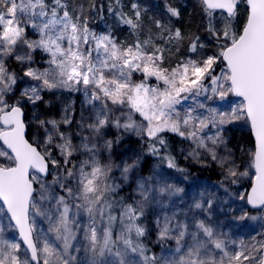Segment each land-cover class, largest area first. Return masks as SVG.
I'll use <instances>...</instances> for the list:
<instances>
[{"label": "snow or ice", "instance_id": "6c2138e0", "mask_svg": "<svg viewBox=\"0 0 264 264\" xmlns=\"http://www.w3.org/2000/svg\"><path fill=\"white\" fill-rule=\"evenodd\" d=\"M198 4L203 37L155 19L156 33L148 29L142 39L148 9L140 0L131 2V15L122 0L87 7L69 0H0V264H264V232L247 242L231 239L209 221L215 197L205 193L189 206L206 213L204 219L182 213L180 220L176 212L156 217L157 240H174L176 248L167 257L148 255L142 239L149 231L148 206L164 207L163 197L184 189L169 183L157 165L135 181L140 199L117 200L121 184L113 168L127 183L140 158L123 165L100 159L102 149L111 152L113 140L105 137L115 128L140 137L149 154L184 172L166 138L176 134L193 145L188 156L200 160L203 151L235 183L248 173H238L223 132L244 120L255 139L249 160L254 181L239 199L264 211V0ZM105 8L135 36L131 43L118 42L111 28L89 27V14L103 20ZM165 11L169 17L181 15L170 5ZM29 30L38 38L29 39ZM185 42L188 55L168 63ZM37 51L46 54L47 67H33ZM57 89L84 94L91 110L81 111L79 132L61 130L73 123L69 106L60 121L33 117L38 132L29 140L26 107L35 109L42 93ZM229 94L242 100L228 111L203 102ZM221 147L228 155H218ZM241 212L239 220L258 219L243 207Z\"/></svg>", "mask_w": 264, "mask_h": 264}, {"label": "trees", "instance_id": "16d2710c", "mask_svg": "<svg viewBox=\"0 0 264 264\" xmlns=\"http://www.w3.org/2000/svg\"><path fill=\"white\" fill-rule=\"evenodd\" d=\"M70 4L78 5L80 3H85L87 7L90 3L96 2L101 3L104 0H69ZM108 2H112V0H108ZM123 4L125 5L124 11L131 15L130 4L131 2H135V0H122ZM141 7L147 8L148 11L143 16V21L145 24V35L141 38H147L148 29H151L152 33H156V29L152 24V20L160 19L162 22L172 28H180L186 35L191 34H198L202 37L205 35L203 32L202 27V14L201 8L198 4V0H140ZM165 5H170L172 7H177L180 9L181 15L179 18L176 17H169L165 11ZM104 19L101 20L99 16H94L89 14V23L95 25L97 29H101L106 31L108 28H111L113 34L117 38L118 42H125L131 43L135 36L132 35L130 30L127 26L119 25L116 22L114 16H111L107 13L106 8L105 12L103 13ZM159 43V41H157ZM211 47V46H210ZM188 55L187 53V42L180 46L179 52L173 50V55L171 60L168 63L174 65L176 61L181 58H184ZM44 56L39 51L33 53L34 59L43 58ZM194 58V57H193ZM9 65L15 70L18 75L22 76V71L20 70L19 66L16 65L15 61H9ZM167 66V65H166ZM134 78L139 79V75L136 74ZM22 84L20 85V87ZM61 90V89H60ZM57 90L52 91H45L42 93L44 100L38 104V107L43 111L45 115H49L52 119L60 121L63 117L64 109V102L66 103L67 95L64 92ZM228 101L235 100L236 98L229 94L225 97ZM47 100V102H46ZM218 104H223L219 98L213 100ZM224 104H226L224 102ZM227 107V105H226ZM230 103L229 107L226 108V111L230 110ZM222 109V108H221ZM224 111V109H222ZM26 117L27 120L30 116V108L26 107ZM82 111V103L80 96L76 95V102L73 106V114L72 119L73 123L71 125L64 126L62 125L61 130L66 131L69 130L73 133L77 132L76 121L80 119V114ZM139 120V117H135ZM121 136L122 139L117 144L115 143L116 137ZM223 136L227 140V147L230 149L234 155L232 159L235 161L236 166L240 172L247 171L248 177H238L235 179V183L232 182L233 178H229L227 180L221 179V173L219 172L216 166L205 167L201 165H197L193 162H190L183 158L181 147L186 140L177 136L176 134H167L166 138L169 141L171 154L175 156L176 162L180 168L184 169V172H178L175 169H169L165 163H162L157 156H153L147 152V145L144 141L141 140L140 137L132 134V133H123L122 131H118L115 128H112L107 134L106 139L113 140V146L111 152H107L102 149V154L110 157V160H120L123 156L128 153H132L133 159L137 157L140 158V165L138 169L133 170L132 173L129 174V179L127 183L123 181L121 184V188L118 190L116 195V199L119 200L120 198H124L126 202L132 201V193L131 188L133 186V179L136 176H149L152 174L154 166H159L166 176L171 178L173 182H186L188 185L193 181L195 177H202L204 178L207 183L216 185V183L222 182L224 184L225 189L223 190V194L232 197L235 193L242 187L245 188V193L243 195H247V191L252 183L254 178V169L249 167V160L252 151H254V138L250 131V126L244 121H236L232 124H228L224 128ZM32 136V126L28 130V139L31 140ZM102 143V141H101ZM219 151H224V155H228V153L223 149V147L218 149ZM104 160V159H103ZM110 162L109 160H104V163ZM249 213L251 216H254L257 211L250 210L248 208ZM118 215V213H117ZM259 221H249L246 220L241 223L242 227H248L251 231L257 230ZM147 227L149 222H147ZM264 232V231H263ZM150 232L147 233V236L143 239V243L149 248V253H156V250L162 247L168 246L170 243L168 240L163 242H157L156 244L150 243L148 237Z\"/></svg>", "mask_w": 264, "mask_h": 264}, {"label": "rangeland", "instance_id": "374dc122", "mask_svg": "<svg viewBox=\"0 0 264 264\" xmlns=\"http://www.w3.org/2000/svg\"><path fill=\"white\" fill-rule=\"evenodd\" d=\"M89 27L92 28L93 30L97 31V32H104L101 29H97L95 27V25L89 23ZM28 38L29 39H36L38 38L37 35L32 31L29 30L28 31ZM126 43V41H125ZM41 53V52H40ZM42 55L44 56L43 58H39V59H34V64L33 67H39V68H44L47 67V65L44 63V61L47 59L46 54L42 53ZM195 58V57H194ZM219 70V69H218ZM25 85L22 84L21 87H24ZM60 90V89H59ZM60 91L64 92L65 95L68 96V98H66V103L64 102V106L67 108L70 106L71 108V112L69 113V115L72 117L73 114V106L76 102V95L80 96L81 99V103H82V110L83 109H88V111H90V107L85 104V96L82 92H72V91H68V90H64L61 89ZM201 100L203 101V98H201ZM47 102V100H46ZM207 104L208 107L210 108H218L221 111H223L222 109H224V111H226V108L229 107V103H230V107H236L239 103H241V99H235V100H231L228 101L227 99H223L221 100V102L223 104H218L217 102L213 101V100H209V101H203ZM224 102L226 104H224ZM193 103V101L189 100L187 102V104H191ZM227 105V107H226ZM31 112H30V116L28 118V121H31V125H32V136H36L38 129L35 127V124L37 123L36 120L32 119L35 116H38L41 119H52L51 116L49 115H45L43 113V111L40 109V107H36L35 109H32L29 106ZM222 108V109H221ZM88 111L84 112V115H88ZM65 115V113L63 114V116ZM42 131V130H39ZM68 132H71L69 130H66ZM215 131V129H213V132ZM77 132H79V129H77ZM212 134V133H209ZM84 135H88L87 132L84 133ZM73 142L74 143H79V139L78 137L73 138ZM193 145L189 142L186 141L182 144L181 147V151H182V155L183 158L193 162L197 165H201V166H205V167H210V166H216L219 170V172L221 173V179L222 180H227L229 179V177L226 176V169L225 168H221V166L215 162L212 161L209 157H207L206 153H204L203 151H201V159L200 160H196L191 158L190 156H188V153L192 150ZM218 151V155L220 156H226L224 155L225 152L224 151ZM85 157L83 156H78L76 159H84ZM100 159L102 162H104V160H109V158H107V156H104L102 154V150H101V156ZM104 159V160H103ZM132 159H133V155L132 153H128L125 156L122 157V159L120 160H110V162L113 165H123L124 162L127 163H132ZM108 163V162H106ZM158 171L163 173L164 178L167 179V181L169 183L175 184L178 187H181L184 189V192L181 193L179 196H173V197H163L162 201L164 203V207H160L159 205H149L146 211V219L144 220V223L147 224V222H149L148 225V229L150 232L149 234V241L152 244H156L157 242H159L157 240V232H156V228L155 225L153 223V221L156 219L157 216L159 217H163V215H169L171 216L173 214V212L177 213V219L182 220L184 217L182 215V213H187L189 217H193L195 216L197 219H204L206 213H203L201 210H197V209H190V205L193 202V198L195 199H199V193H205L206 197L208 196V194H213L215 197L214 203H213V207L211 210V216L208 218L210 222H212L214 224V226H218V228L227 233L228 237H230L231 239L237 240L239 241L240 239L245 240L246 242L248 241L249 237L251 236H255L257 232H263L264 231V219H261V217H264V211L261 210H257V213L254 215L256 217H258L257 220H249V221H259L258 223V228L257 230L251 231L250 228L248 227H242L241 223L248 220H239L237 219V217H239L240 215H242L241 212V208L243 207L244 211H246L250 216L251 214L248 211V205L245 204L244 201L240 200L239 197L242 196L245 193V188L242 187L240 188L234 196L230 197L223 194V190L225 189L224 184L222 182L220 183H216V185H212L207 183V181L202 178V177H195L193 179V181L191 183H189L188 185L186 184V182H173V180L171 178H169L168 176H166V173H164L162 171V169L159 167ZM237 171L238 173L240 172L238 170L237 167ZM243 172H247V171H243ZM248 173V172H247ZM115 182L116 183H123V180L120 176V170L117 168H113V173H112ZM239 177H246L249 178L248 175L245 176H239ZM140 176H136V178H132L133 179V186L131 188V193H132V200L133 199H140V197L136 194L135 192V181L137 179H139ZM46 226V224H45ZM9 238H11V234L9 233ZM260 237L257 236V239H259ZM168 242L170 243L168 246H164L162 248H159L156 250V253H147L148 255H153L155 254L157 257L160 256H170L174 253V250L176 248V243L174 240H168ZM231 250V249H230Z\"/></svg>", "mask_w": 264, "mask_h": 264}, {"label": "water", "instance_id": "95a60500", "mask_svg": "<svg viewBox=\"0 0 264 264\" xmlns=\"http://www.w3.org/2000/svg\"><path fill=\"white\" fill-rule=\"evenodd\" d=\"M235 96V95H234ZM236 98H240V97H237V96H235ZM240 99H242V98H240ZM252 133V132H251ZM252 136H253V138H254V135L252 134ZM26 137L28 138V131L26 132ZM254 144H255V139H254ZM253 181H254V179H253ZM253 181H252V183H253ZM252 183H251V186H252ZM251 186H250V188H249V190H248V193L251 191ZM248 207L251 209V210H260L259 208H252L250 205H248Z\"/></svg>", "mask_w": 264, "mask_h": 264}]
</instances>
